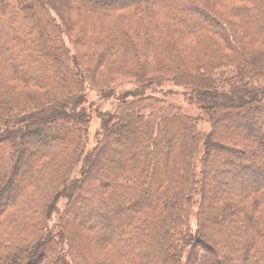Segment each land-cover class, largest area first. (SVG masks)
<instances>
[{
	"label": "trees",
	"instance_id": "obj_1",
	"mask_svg": "<svg viewBox=\"0 0 264 264\" xmlns=\"http://www.w3.org/2000/svg\"><path fill=\"white\" fill-rule=\"evenodd\" d=\"M71 1L74 10L94 23L87 32H96L91 38L99 40L97 45L93 41L99 48L91 45L85 60L95 69L133 77L138 86L120 96L125 97L114 112L101 115L95 147L91 153H84L86 73L77 58L69 59L59 25L48 8L50 3L0 0V16L4 19L0 21V37L17 33L11 37V51L0 45L3 80L8 84L13 78L44 83V91L48 88L54 93L28 95L19 103L21 107L14 104L13 108L9 105L12 103L0 98L1 111L26 112L22 117L0 115L4 128L0 130V216L7 208L22 205L27 207L30 221L28 227L19 224L5 244L0 243V264H76L84 245L97 247L107 256V262L132 256L137 264H191L194 258L195 264H264V216L253 213L264 203V166H258V173L249 163L260 157L264 163L260 150L264 141V51L250 50L243 41L247 38L253 43L264 37V0H228L242 4L231 10L237 22L217 15L209 6L203 9L189 3L186 9L184 0H107L108 4ZM130 9L146 15L149 23L139 24L137 16L125 12ZM196 14L201 17L196 18ZM129 18L139 26L132 31L135 36L128 32ZM18 23L17 30L14 26ZM210 34L220 40H213ZM250 34L252 38H248ZM187 37L193 38V43L201 37L210 40L203 62L195 57H199L197 45L182 44ZM16 47L21 48L20 53L13 49ZM224 50L230 53H222ZM231 61H246L250 69L246 64L234 67L236 63ZM228 67L231 69L224 71ZM218 69L221 72L215 74ZM153 75L161 78L151 79ZM261 78V85L254 82ZM165 83L191 91L194 100H203L200 109L212 125L209 134L201 136L198 130L201 116H187L169 104L161 107V101L145 96ZM55 124L61 132L49 143L45 130ZM40 138L45 139L43 143ZM37 142V150L24 165L15 196L11 194L10 200L2 201L12 186L24 145ZM161 144L169 147L159 171ZM213 148L222 154H214ZM103 152L108 153L104 161L115 169L113 178L97 177L77 191L91 176H85L89 167L103 165L99 157ZM50 154L55 155L56 163L47 173L43 169L46 164L38 167L35 161L45 160ZM121 156L125 158L122 164L113 159ZM197 159L201 168L196 175ZM79 162L80 172L68 176ZM246 181L255 184L245 189ZM249 192L255 195L251 202L246 201ZM77 193L83 199L85 193L97 195L100 207L109 209L112 216H124L125 210L131 213L112 225L105 222L107 231L98 222L85 228L74 225L71 218L75 212L80 218L88 211L93 220L101 218L92 206H71ZM194 195L203 208L201 225L193 236L181 226ZM62 198L68 200L61 215L63 227L59 232L51 231L45 220ZM34 205L42 208L38 216L33 214ZM23 228H28L30 235L22 236ZM126 234L129 236L123 239ZM67 241L71 250L66 247ZM111 244L122 248L120 254L111 256L107 251ZM199 250H203L201 256H197ZM227 252L233 259L221 260L220 255ZM79 259L82 262L78 264H91L86 256Z\"/></svg>",
	"mask_w": 264,
	"mask_h": 264
},
{
	"label": "rangeland",
	"instance_id": "obj_2",
	"mask_svg": "<svg viewBox=\"0 0 264 264\" xmlns=\"http://www.w3.org/2000/svg\"><path fill=\"white\" fill-rule=\"evenodd\" d=\"M99 3H103V4H108L107 0H97ZM111 3H117V0H110ZM130 1H135V0H128L129 3ZM48 2L50 3V6H48V8L50 7L51 10V14L53 15V17L55 18L57 24L59 25L60 28V33H61V40H62V44L65 46V48L67 49V51L70 53L69 54V59L73 60V58H77L78 62L80 64V67L85 75V81L83 84V88H84V98H85V110H86V119H87V136L85 139V145L83 147L84 153H91V151H93L95 144H96V138L98 133L100 132V127L102 126V114L104 113H109V112H114L115 109H117V106L120 105V102L122 99H124L125 96L120 97L122 95H124L126 93V91L129 90H134L136 89V86H138V83L135 79H133V77H129V76H124V75H118V74H114L112 72H108L107 70H101V69H95L93 64H90L87 60H85V53H89L91 45H94L96 48H99L98 46H96L99 42L98 39L95 38H91L96 32L93 33H89L87 32V29H93L94 23L91 20H88L87 18H85L84 15H80L79 11H76L73 9L72 4L73 3L71 0H48ZM189 3L199 6L201 8H207V6H209L211 9H213L217 15H221V17L223 16V18H226L227 20H231V21H235L237 22L236 18L232 17L231 14V10L233 8H238L241 7L242 4L237 3V2H232V1H228V0H212V1H208V0H184V2H182V6H185V8L187 9L189 7ZM79 7V6H77ZM1 9V8H0ZM1 11V10H0ZM84 12V11H83ZM124 12V11H123ZM125 12H130L132 14H134L135 17L139 24L141 25H146L147 23H149L148 17L146 15H141L139 14V12L136 11H131V9L129 11H125ZM1 13V12H0ZM79 14V15H77ZM141 15V16H139ZM14 16V15H13ZM12 16V17H13ZM87 16H92V15H87ZM196 18H200L201 15L200 14H196L195 15ZM94 18V17H93ZM4 19L0 16V21L2 22ZM129 23H130V30H128L129 33L132 34V36H135L132 31H136L138 29V24L135 22V20H133L132 18H129ZM17 30L20 27V24H16L14 26ZM6 33V32H3ZM2 34V33H1ZM0 34V35H1ZM17 34V33H16ZM13 33H6L4 36V38H1L0 40V45H3L5 48L7 47L8 49H6L7 51H11L12 50V43L10 44V40L11 37H13L14 35ZM211 37H213V40H220L216 35L214 34H210ZM2 36V35H1ZM253 35H249L248 38H252ZM32 37V36H31ZM208 38L205 37H201L199 39H194V43H193V38L191 37H187L186 39H183V45L184 44H190V45H197L198 48V53H199V57L195 56L198 61L200 59L201 62H203L206 58V54L204 50H207L208 47V42L210 40H207ZM23 40V38L21 39ZM9 41V42H8ZM93 41H95V44L93 43ZM243 41L247 44V46L249 47V49L251 50H255V52H259V51H264V37L261 38L259 41H254L253 43L250 42L249 39L244 38ZM137 45L139 46L140 49V42H138L136 40ZM186 46V45H184ZM16 52L20 53L21 52V48L20 47H16L13 48ZM0 53H2L0 51ZM142 53H144V50L142 49ZM222 53H230L229 50H224L222 51ZM188 59L190 61H194V59ZM76 59V61H77ZM217 59V58H216ZM256 60L258 58H255ZM142 60H144V57L142 58ZM3 64H8L5 62H2ZM10 63V62H9ZM197 63V62H196ZM236 63V64H234ZM15 64V61L14 63ZM231 64H234V67L236 65V67H241L242 65H247L248 69H250L248 63L246 61H240V62H234L231 61ZM16 66V65H15ZM218 66V64H217ZM264 67V65L262 66V68ZM5 67L0 63V98L1 99H5V101H8V103H12L9 104L10 107L12 105L19 106L21 107V105L19 104L20 102L26 100V97L28 95H33L35 97L41 96L42 94H44L46 91H48V94H54L53 91H50L51 89L46 88V91H44L45 88L44 87V83L42 84H38L36 81H32V82H23L24 80H17V78H13L12 81L8 84L6 80H3L4 77V69ZM17 68V66H16ZM221 70H223V68H220ZM231 68L228 67L227 69H224V71L230 70ZM221 70H216L215 74L220 73ZM17 77V76H16ZM161 78L160 76H154L151 77V79H155V78ZM145 79V78H144ZM156 80V79H155ZM255 83H257L258 85H261L263 83L262 78L261 79H256L254 81ZM56 89L57 86H55ZM51 88V87H50ZM53 88V87H52ZM50 94V95H51ZM153 96L154 98L157 99V101H161L163 104L160 103L161 107H165L166 105L169 104V106L174 107L175 109H178L179 111H181L183 114L187 115V116H193V117H199L201 116L202 119L200 118V121L198 122V130L202 135H206L209 134L211 132V124L209 122V118L207 115H205V112L202 111L200 109L201 107V101L203 102V100L199 101V100H194V93H192L191 91H187L185 89L179 88V87H174L173 84L171 83H165L162 85V87H159L158 90H156L154 93H152L151 91H148L147 94L145 96ZM11 101V102H10ZM13 108V106H12ZM16 108V107H14ZM18 109V108H16ZM12 110V109H11ZM26 112H20V111H11L10 113H6V110L3 109L2 111L0 110V115L3 116H17V117H22L25 115ZM224 114V113H223ZM12 125V124H11ZM35 128H38V126H35ZM9 129H12L9 127ZM0 130H4V128L2 127L1 123H0ZM61 132L60 126L59 124H55L52 125L51 127H49L47 130H45L46 135L48 136L47 140L50 143L51 141L54 140V135L56 133ZM257 133V132H255ZM43 140L45 139H41L40 138V143H43ZM131 141V140H130ZM132 143V142H130ZM39 144L37 143H31L29 145H24L23 147V156L22 158H20V163H19V168L16 169L14 178H13V183L12 186L9 185V188L7 190L8 196L6 197H1L2 201H5L8 199L9 196L12 197L15 196V188L18 186L19 181L21 180V175L22 172L24 170V165L26 164L27 160L29 159V157L34 154L35 150H37ZM169 147V145L167 144H161L159 146V158L157 161V166H158V170L162 171L163 169V160L167 151V148ZM21 148V147H20ZM260 150L261 153H264V141L260 144ZM213 153H218V154H222L219 150L213 148ZM260 153V154H261ZM108 153L103 152L102 154L99 155L100 158H102V162L103 165L100 168L97 167H89V174L87 175H91L90 177L87 176L86 180L83 182L84 185H81L80 187H78L77 191H81L84 187H87L90 183L91 180L96 179L97 177L100 178L101 180H103V178L107 179H111L113 178L114 174H115V169L112 166V164H110L105 160V157L107 156ZM116 162H118L119 164H122V159L124 160L125 158L123 156L121 157H117V158H113ZM17 160V159H16ZM262 157H260V159H254V160H250L249 163H251L252 166H254L255 170L259 173V167L264 166V163H262ZM36 165L38 167H42V165L45 163V167H43V169H47L49 173V171L51 170V168L53 167V164L56 163V158L54 154H50L48 155L45 160L43 159H38L37 161H35ZM248 163V162H247ZM248 163V164H249ZM52 164V165H51ZM201 163L199 162V159H197V164H196V168H197V172L195 173L197 175L198 171L201 168ZM82 166V162L77 163L73 168H71L70 173L68 176H72L73 172H80V168ZM96 166V165H95ZM214 169L211 167V170ZM91 171V172H90ZM44 172H46L44 170ZM264 174V173H263ZM261 175L264 178V175ZM7 178V177H4ZM6 179H4L5 181ZM257 184H258V180ZM255 183H251L249 181H246V184H244V188H251V186H253ZM12 187V188H11ZM93 193V192H91ZM254 193L249 192L247 194V200L246 201H252L251 198L254 197L253 196ZM211 193L208 194V197H210ZM249 195V197H248ZM93 197V199H92ZM198 196L194 195L193 196V204L192 206H190L188 210V214L186 216H184V223L181 227L187 228L188 232L191 233V235H197L198 233V229L199 226L201 225V221H200V213L202 212V208H200V204H198L199 200L196 199ZM11 198V197H10ZM10 198L8 200H10ZM246 198V197H245ZM7 200V201H8ZM101 198H99L97 195L94 194H87L85 193L84 195V199L81 197V194L77 193L71 203V206L75 209L77 207H90L92 206L93 209L97 212L101 214V218L100 220H93L92 218H90V214H85L84 217H79L77 215V213L75 212L74 217H72L71 222L74 225H79L82 227H88L90 225L93 224H99L101 226V228H103L104 231H107V226L105 222L114 224L115 221L119 222L125 215L130 214L131 212L125 210L124 213L125 215H116V216H112L111 213L105 210H103L100 207V202ZM67 198H62L58 201V203H56V207L55 210L49 214V216L47 217V220H45V225L46 228H48L51 231H58L63 227V222H61V215L65 210V207L67 205ZM81 203V204H80ZM82 205V206H79ZM113 205V204H112ZM111 205V206H112ZM262 205V206H261ZM260 206H258L255 211L253 212L254 215L259 216V215H263L264 216V203H262ZM40 206V205H38ZM36 205H34V211L35 213H33L35 216H38L41 211L42 208L40 206V209H36V207H38ZM48 207H45V211H44V215L46 214ZM101 208V209H100ZM29 213V211L27 210L26 206H18L17 208L14 207H9L7 209L4 210V213H2V215L0 216V233H3L0 235V243H4L7 240V236L8 234H12L13 231L16 229L17 230V226L19 224L21 225H26L27 227L30 226L29 223L30 221L28 220L27 214ZM90 213V212H89ZM252 213V214H253ZM123 220V219H122ZM81 224V225H80ZM211 226V225H210ZM96 227V226H95ZM215 227V226H214ZM22 233H20L22 236L24 235L25 237H27L28 235H30V231H28L27 229H22ZM127 236L129 235H125L123 239H127ZM83 241L82 244L85 243V238H83V236H80V241ZM81 241V242H82ZM66 242L64 241V244ZM68 246L67 249H70V245L69 242L67 241ZM5 244V243H4ZM7 244V243H6ZM86 244V243H85ZM84 247H81V251L83 253V257H79V258H86L88 259L89 263L91 264H137V261H133V257L130 256L128 258H124V257H116V259H113L109 262H107V256H103V254L101 255V252L99 251V249H97V247L93 246V247H89L87 245H84ZM120 246V245H119ZM257 246V245H256ZM36 247V246H35ZM65 247V248H66ZM260 247V245H259ZM217 248V247H216ZM120 247H118L117 245H113L111 244V246L108 247V252H111V256H115L116 254H120ZM190 249V248H189ZM188 248L185 249V251L189 250ZM67 250V251H68ZM192 250V249H190ZM123 251V250H122ZM196 251V250H195ZM190 252V251H188ZM192 252V251H191ZM194 252V251H193ZM203 250H199L197 253V256H201ZM1 254V253H0ZM36 254V253H35ZM221 254V253H220ZM242 254V251L240 253V255ZM2 255V254H1ZM0 255V256H1ZM77 254L75 253V256ZM187 253L184 254V256L186 257ZM79 258H75V263L78 264L79 262H82L81 259ZM135 258V257H134ZM230 258L233 259L232 254H229L227 252V254L223 253L222 257L220 255V259L222 260H229ZM71 261L73 262L74 259L72 257H70ZM69 259V260H70ZM106 260V261H105ZM195 258L192 259V263L191 264H195L194 263Z\"/></svg>",
	"mask_w": 264,
	"mask_h": 264
}]
</instances>
